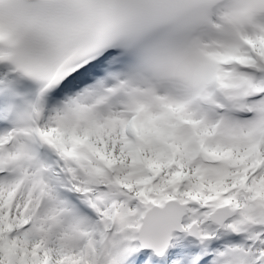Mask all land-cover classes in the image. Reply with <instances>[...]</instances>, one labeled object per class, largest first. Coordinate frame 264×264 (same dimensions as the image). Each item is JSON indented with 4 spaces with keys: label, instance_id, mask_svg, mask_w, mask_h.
I'll return each instance as SVG.
<instances>
[{
    "label": "snow or ice",
    "instance_id": "snow-or-ice-1",
    "mask_svg": "<svg viewBox=\"0 0 264 264\" xmlns=\"http://www.w3.org/2000/svg\"><path fill=\"white\" fill-rule=\"evenodd\" d=\"M0 264H264V0H0Z\"/></svg>",
    "mask_w": 264,
    "mask_h": 264
}]
</instances>
